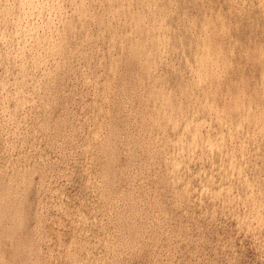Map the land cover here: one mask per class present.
I'll list each match as a JSON object with an SVG mask.
<instances>
[{
	"label": "rangeland",
	"instance_id": "1",
	"mask_svg": "<svg viewBox=\"0 0 264 264\" xmlns=\"http://www.w3.org/2000/svg\"><path fill=\"white\" fill-rule=\"evenodd\" d=\"M50 1L42 0L39 8L31 13H24L25 6L20 3L22 0H0V38H2L0 39V264H264V234H262L264 233V193L262 194L264 189L261 188V185L264 187V100H262L264 99V4L262 0H223L224 5L222 0H214L215 2L213 0H106L108 2H105L104 0V3L103 0ZM112 1L115 2L113 5ZM191 4L192 8H190ZM189 11L194 13L190 14ZM231 15L232 19H230ZM257 15L260 18H257ZM77 20L81 23L76 24ZM5 24L8 27L3 28ZM231 27L234 29L232 30ZM1 28L11 31L6 29V32L5 30L2 32ZM241 28H245V31ZM258 29H262V32ZM175 30L180 37L176 34V38L175 35L173 36ZM67 31L73 37H70ZM187 34L191 38H188ZM172 39L175 43L179 42L178 46H175ZM21 40L23 41L20 42ZM61 43L65 44V47ZM248 45H252L251 48ZM35 47H37L36 51ZM249 49L252 52H249ZM203 52H209L206 62L199 61V56ZM56 56L59 57L56 59ZM232 56L235 58L233 59ZM182 59L185 61L183 62ZM240 66H243V69ZM236 69L239 74H236L238 73ZM254 71L258 72L256 76ZM250 73L254 76H251L252 74L249 76ZM159 80H162L161 83ZM229 80L230 82H227ZM175 81L179 82V86ZM225 82L227 83L224 84ZM181 85L183 89L186 87L184 93L180 88ZM175 88L177 90H174ZM13 89L15 94L12 92ZM221 89L224 91L222 92ZM235 89L238 90L236 91L238 94L233 93ZM178 94L183 97L179 98ZM13 97L14 99L11 100ZM200 97H203L204 102ZM21 100L22 103H19ZM173 104L179 107H177L178 113ZM182 104H186L185 107ZM21 107L24 108L23 111ZM12 108L15 111L10 110ZM148 108L155 110L153 112ZM175 111L176 115L173 114ZM194 113L199 114V119ZM249 123L254 124L253 127ZM198 128L202 132L198 131ZM172 136L175 139L171 138ZM159 140L163 143V147ZM185 140L189 142L185 143ZM167 148H170L169 152ZM160 149L162 152L164 150L163 154H160ZM176 150L178 152H175ZM245 150L248 153L246 155ZM217 152H220L219 157L215 155ZM204 154L208 155V158ZM160 155H163L162 159ZM212 156L215 157L211 158ZM192 169H195V173ZM260 169L261 173L258 176ZM105 174L109 175L108 178ZM201 176H204V179ZM231 178L234 180L232 181ZM220 179H223L224 184ZM240 184L245 189H242ZM200 186L202 187L199 188ZM194 200L198 202L195 201V204ZM257 200L260 201L259 207ZM185 204L187 207L183 208ZM189 207L194 208L189 209ZM97 245L99 247H96ZM76 250H79L77 254ZM88 256L92 257L89 259ZM112 256L120 258L114 259Z\"/></svg>",
	"mask_w": 264,
	"mask_h": 264
},
{
	"label": "bare ground",
	"instance_id": "2",
	"mask_svg": "<svg viewBox=\"0 0 264 264\" xmlns=\"http://www.w3.org/2000/svg\"><path fill=\"white\" fill-rule=\"evenodd\" d=\"M11 1H12V0H11ZM16 1H17V0H16ZM45 1H46V0H45ZM49 1H50V0H49ZM83 1H84V0H83ZM87 1H88V0H87ZM116 1H117V0H116ZM118 1H119V0H118ZM130 1H131V0H130ZM150 1H151V0H150ZM189 1H190V0H189ZM200 1H201V0H200ZM213 1H214V0H213ZM215 1H216V0H215ZM215 1H214V2H215ZM222 1H223V0H222ZM228 1H229V0H228ZM249 1H250V0H249ZM50 2H51V1H50ZM63 2H64V1H63ZM68 2H69V1H68ZM89 2H90V1H89ZM92 2H93V1H92ZM96 2H97V1H96ZM105 2H108V1L105 0ZM109 2H110V1H109ZM138 2H139V1H138ZM218 2H219V1H218ZM243 2H244V1H243ZM243 2H241V3H243ZM254 2H255V1H253V3H254ZM261 2H263V4H264V0H262ZM6 3H7V2H6ZM8 3H9V2H8ZM20 3H23L24 6H25V8L23 9L24 13H31L33 10H36L37 8H39V7L42 5V0H22V2H20ZM46 3H47V2H46ZM66 3H67V2H66ZM66 3H65V4H66ZM73 3H74V2H73ZM75 3H76V1H75ZM75 3H74V5H75ZM93 3H94V2H93ZM103 3H104V0H103ZM103 3H102V4H103ZM114 3H115V2H114ZM114 3H113V1H112V5H113ZM158 3H159V2H158ZM169 3H170V2H169ZM183 3H184V2H183ZM186 3H187V2H186ZM193 3H194V2H193ZM198 3L200 4V2H198ZM205 3H206V1H205ZM216 3H217V2H216ZM219 3H220V2H219ZM54 4H55V1H54ZM65 4H64V5H65ZM94 4H95V3H94ZM108 4H109V3H108ZM145 4H146V3H145ZM145 4H144V5H145ZM173 4H174V2H173ZM175 4H176V3H175ZM234 4H235V3H234ZM15 5H16V4H15ZM66 5H67V4H66ZM69 5H70V3H69ZM79 5H80V4H79ZM97 5H98V3H97ZM104 5H105V4H104ZM162 5H163V4H162ZM187 5H188V4H187ZM201 5H202V4H201ZM205 5H206V4H205ZM212 5H213V3H212ZM216 5H217V4H216ZM223 5H224V1H223ZM223 5H222V6H223ZM242 5H243V4H242ZM242 5H241V6H242ZM244 5H245V4H244ZM1 6H2V5H1ZM6 6H7V5H6ZM9 6H11V5L9 4ZM76 6H77V5H76ZM106 6H107V4H106ZM108 6H109V5H108ZM114 6H115V5H114ZM134 6H135V5H134ZM156 6H157V5H156ZM176 6H177V5H176ZM189 6H190V4H189ZM195 6H197V4H196ZM195 6H194V7H195ZM209 6H210V5H209ZM218 6H219V5H218ZM251 6H252V5H251ZM21 7H22V6H21ZM86 7H87V6H86ZM96 7H98V6H96ZM101 7H102V6H101ZM140 7H141V6H140ZM161 7H162V6H161ZM179 7H180V6H179ZM192 7H193V6H192V4H191V7H190V8H192ZM199 7H200V5H199ZM214 7H215V6H214ZM234 7H235V6H234ZM245 7H246V6H245ZM9 8H11V7H9ZM46 8H47V7H46ZM76 8H77V7H76ZM79 8H80V7H79ZM130 8L132 9V7H130ZM187 8H188V7H187ZM243 8H244V7H243ZM247 8L249 9L250 7H247ZM247 8H246V9H247ZM252 8H254V7H252ZM259 8H260V4H259ZM261 8H262V7H261ZM105 9H106V8H105ZM108 9H109V8H108ZM169 9H170V8H169ZM172 9H173V7H172ZM179 9H180V8H179ZM181 9H182V7H181ZM197 9H198V8H197ZM216 9H217V8H216ZM227 9H228V7H227ZM248 9H247V10H248ZM4 10H5V9H4ZM4 10H3V12H4ZM45 10H46V9H45ZM48 10H49V9H48ZM88 10H89V9H88ZM145 10H146V7H145ZM185 10H186V9H185ZM189 10H191V9H189ZM195 10H196V9H195ZM203 10H204V8H203ZM220 10H222V9H220ZM223 10H224V9H223ZM233 10H234V9H233ZM243 10H244V9H243ZM258 10H259V9H258ZM258 10H257V11H258ZM261 10H262V9H261ZM261 10H260V11H261ZM15 11H16V10H15ZM52 11H53V10H52ZM61 11H62V10H61ZM84 11H85V10H84ZM110 11H111V10H110ZM164 11H165V10H164ZM177 11H178V10H177ZM199 11H200V10H199ZM209 11H210V10H209ZM227 11H228V10H227ZM235 11H236V10H235ZM244 11H245V10H244ZM253 11H254V10H253ZM253 11H251V12H253ZM255 11H256V10H255ZM257 11H256V12H257ZM12 12H13V11H12ZM42 12H43V11H42ZM46 12H47V11H46ZM53 12H54V11H53ZM95 12H96V10H95ZM101 12H102V11H101ZM141 12H142V10H141ZM146 12H148V11H146ZM157 12H158V11H157ZM170 12H171V11H170ZM178 12H180V11H178ZM189 12H190V14H191L193 11H192V12L189 11ZM189 12H188V13H189ZM195 12H196V11H195ZM232 12H233V11H232ZM232 12H231V13H232ZM237 12H238V11H237ZM237 12H236V13H237ZM247 12H248V11H247ZM249 12H250V11H249ZM261 12H262V11H261ZM17 13H18V12H17ZM21 13L23 14V12H21ZM58 13H59V12H58ZM78 13H80V12H78ZM103 13H104V12H103ZM106 13H107V9H106ZM112 13H113V11H112ZM149 13H150V12H149ZM185 13H186V12H185ZM193 13H194V12H193ZM193 13H192V14H193ZM197 13H198V12H197ZM212 13H213V12H212ZM214 13H215V12H214ZM223 13H224V11H223ZM223 13H222V14H223ZM226 13H227V12H226ZM228 13H229V12H228ZM238 13H239V12H238ZM245 13H246V12H245ZM254 13H255V12H254ZM10 14H11V13H10ZM47 14H48V13H47ZM53 14H54V13H53ZM68 14H69V13H68ZM99 14H100V13H99ZM107 14H108V13H107ZM110 14H111V13H110ZM120 14H121V13H120ZM141 14H142V13H141ZM153 14H154V13H153ZM161 14H162V13H161ZM173 14H174V13H173ZM176 14H177V13H176ZM208 14H209V13H208ZM250 14L253 15V13H250ZM259 14H260V13H259ZM259 14H258V15H259ZM2 15H3V14H2ZM24 15H25V14H24ZM43 15H44V13H43ZM51 15H52V14H51ZM71 15H72V14H71ZM74 15H75V14H74ZM86 15H87V14H86ZM115 15H116V14H115ZM135 15H136V14H135ZM166 15H167V14H166ZM187 15H188V14H187ZM199 15H200V14H199ZM213 15H215V14H213ZM233 15H234V14H233ZM248 15H249V14H248ZM258 15H257V16H258ZM261 15H263V14H261ZM47 16H48V15H47ZM65 16H66V15H65ZM81 16H82V14H81ZM99 16H100V15H99ZM121 16H122V15H121ZM148 16H149V15H148ZM156 16H157V15H156ZM174 16H176V15L174 14ZM193 16L195 17V15H193ZM196 16H197V15H196ZM227 16H228V14H227ZM227 16H226V17H227ZM235 16H236V15H235ZM237 16H238V15H237ZM240 16H242V14H241ZM240 16H239V17H240ZM259 16H260V15H259ZM259 16H258L257 18H260ZM25 17H26V16H25ZM35 17H36V16H35ZM43 17H44V16H43ZM76 17H77V16H76ZM189 17H191V15H190ZM224 17H225V16H224ZM250 17H251V16H249V19H251ZM0 18H1V17H0ZM6 18H7V17H6ZM11 18H12V17H11ZM30 18H31V16H30ZM55 18H56V17H55ZM67 18H68V17H67ZM71 18H72V20H73V17H72V16H71ZM84 18H85V17H84ZM101 18L103 19V17H101ZM136 18H138V17H136ZM143 18H144V17H143ZM218 18H219V17H218ZM232 18H233V17H232V15H231L230 19H232ZM252 18H256V17H252ZM263 18H264V17H263ZM8 19H9V17H8ZM13 19H14V18H13ZM15 19H16V18H15ZM22 19H23V17H22ZM75 19H76V18H75ZM80 19H81V18H80ZM86 19H89V18H86ZM104 19H106V18L104 17ZM111 19H112V18H111ZM201 19H202V18H201ZM211 19H212V18H211ZM220 19H221V17H220ZM236 19H237V18H236ZM236 19H235V20H236ZM261 19H262V18H261ZM3 20H4V19H3ZM5 20H6V19H5ZM66 20H67V19H66ZM69 20H70V19H69ZM78 20H79V18H78ZM78 20H77L76 24H77V23H81V21L78 22ZM92 20H93V19H92ZM97 20H98V18H97ZM135 20H136V19H135ZM175 20H176V19H175ZM214 20H215V18H214ZM227 20H228V19H227ZM246 20H247V17H246ZM251 20H252V19H251ZM253 20H254V19H253ZM7 21H8V20H7ZM28 21H29V20H28ZM30 21H31V20H30ZM37 21H38V20H37ZM64 21H65V20H64ZM87 21H88V20H87ZM110 21H111V20H110ZM185 21H187V19H186ZM190 21H191V19L189 20V22H190ZM225 21H226V20H225ZM238 21H239V20H238ZM256 21H257V20H256ZM3 22H5V21H3ZM11 22H12V19H11ZM11 22L9 21L10 24H11ZM19 22H20V21H18V24H19ZM40 22H41V20H40ZM74 22H75V21H74ZM85 22H86V21H85ZM96 22H97V21H96ZM103 22H104V21H103ZM105 22H106V21H105ZM105 22H104V23H105ZM168 22H169V21H168ZM174 22H175V21H174ZM198 22H199V21H198ZM235 22H236V21H235ZM249 22H251V21H249ZM257 22H258V21H257ZM257 22H254V23H256V25H258ZM5 23H6V22H5ZM25 23H26V22H25ZM31 23H32V22H31ZM88 23H89V21H88ZM88 23H87V24H88ZM91 23H92V22H91ZM106 23H107V22H106ZM106 23H105V24H106ZM157 23H158V22H157ZM170 23H171V22H170ZM261 23H262V21H261ZM261 23H260V24H261ZM263 23H264V22H263ZM2 24H3V23H2ZM2 24H1V25H2ZM7 24H8V23H7ZM73 24H75V23H73ZM93 24H94V23H93ZM102 24H103V23H102ZM173 24H174V23H173ZM173 24H172V25H173ZM175 24H176V23H175ZM175 24H174V25H175ZM185 24H186V23H185ZM190 24H191V23H190ZM196 24H197V23H196ZM199 24H200V23H199ZM199 24H198V25H199ZM43 25H44V24H43ZM52 25H53V24H52ZM61 25H62V24H61ZM113 25H114V24H113ZM149 25H150V24H149ZM172 25H171V26H172ZM176 25H177V24H176ZM247 25H248V23H247ZM253 25H254V24H253ZM261 25L263 26V24H261ZM3 26H4V25H3ZM11 26H12V25H11ZM66 26H67V25H66ZM85 26H87V25H85ZM85 26H84V27H85ZM100 26H101V25H100ZM128 26H130V25H128ZM243 26H244V25H243ZM262 26H261V27H262ZM0 27H1V26H0ZM5 27H8V25L6 26V24H5V26H4L3 28H5ZM13 27H14V26H13ZM15 27H16V26H15ZM22 27H23V26H21V28H22ZM44 27H45V25H44ZM84 27H83V28H84ZM101 27H102V26H101ZM173 27H174V26H173ZM187 27H188V26H187ZM193 27H194V26H193ZM234 27H235V26H234ZM248 27L250 28L251 26H248ZM255 27H256V26H255ZM259 27H260V25H259ZM259 27H258V28H259ZM10 28H12V27H10ZM127 28H128V27H127ZM175 28H176V26H175ZM181 28H182V27H181ZM239 28H240V26H239ZM245 28H247V27H245ZM245 28H243V29L241 28V29L244 30ZM6 29H7V28H6ZM6 29H4V30H5V31H4V30H2V28H1L2 32H3V31L6 32ZM29 29H30V28H29ZM39 29H40V28H39ZM61 29H62V28H61ZM61 29H60V30H61ZM113 29H114V28H113ZM122 29H123V28H122ZM124 29H125V28H124ZM124 29H123V30H124ZM128 29H129V28H128ZM137 29H138V28H137ZM162 29H163V27H162ZM176 29H177V28H176ZM182 29H184V28H182ZM182 29H181V31H182ZM231 29H232V27H231ZM233 29H234V28H233ZM233 29H232V30H233ZM253 29L256 30V28H254V27H253ZM259 29H260V28H259ZM259 29H258V30H259ZM262 29H263V28H262ZM262 29H261V30H262ZM7 30H9V29H7ZM32 30H33V29H32ZM48 30H49V29H48ZM54 30H56V29L54 28ZM67 30H68V29H67ZM249 30H250V29H249ZM261 30H259V32H262ZM10 31H11V30H9V32H10ZM30 31H31V30H30ZM68 31H70V30H68ZM68 31H67V32H68ZM118 31H119V30H118ZM165 31H166V30H165ZM172 31H173V29H172ZM184 31H185V30H184ZM192 31H193V30H192ZM226 31H227V30H226ZM230 31H231V30H230ZM234 31H235V30H234ZM238 31H239V29H238ZM244 31H245V30H244ZM251 31H252V30H251ZM12 32H13V31H12ZM56 32H57V31H56ZM67 32H66V33H67ZM111 32H112V30H111ZM144 32H145V30H144ZM170 32H171V31H170ZM175 32H176V33H174V34L172 33L173 36H174L175 34L177 35V30H175ZM178 32H179V31H178ZM196 32H197V31H196ZM235 32H236V31H235ZM240 32H241V31H240ZM7 33H8V31H7ZM13 33H14V32H13ZM26 33H27V32H26ZM54 33H55V31H54ZM54 33H53V34H54ZM62 33H63V35H64V32H62ZM72 33H73V32H72ZM138 33H140V32H138ZM168 33H169V32H168ZM184 33H185V32H184ZM231 33H232V32H231ZM233 33H234V32H233ZM4 34H5V33H4ZM8 34H10V33H8ZM11 34H12V33H11ZM58 34H59V33H58ZM69 34H70V32H68V35H69ZM179 34H180V33H179ZM181 34H182V33H181ZM198 34H199V33H198ZM215 34H216V33H215ZM235 34H236V33H235ZM235 34H234V35H235ZM244 34H246V33H244ZM253 34H258V33H253ZM253 34H252V35H253ZM259 34H260V33H259ZM14 35H15V34H14ZM26 35H27V34H26ZM54 35H55V34H54ZM73 35H74V33H73ZM138 35H139V34H138ZM176 35H175V38H176ZM190 35H191V34H190ZM238 35H240V34H238ZM248 35H249V34H248ZM248 35H247V36H248ZM250 35H251V33H250ZM260 35H261V34H260ZM8 36H9V35H8ZM15 36H16V35H15ZM23 36H24V35H23ZM58 36H59V35H58ZM65 36H67V35H65ZM65 36H64V38H65ZM69 36H70V37H73V36H71V35H69ZM155 36H156V35H155ZM177 36H179V35H177ZM187 36H188V34H187ZM194 36H195V35H194ZM236 36H237V35H236ZM9 37H11V36H9ZM18 37H19V36H18ZM18 37H17V38H18ZM21 37H22V36H21ZM70 37H69V39H70ZM129 37H130V36H129ZM133 37H134V35H133ZM136 37H137V36H136ZM179 37H180V36H179ZM230 37H231V36H230ZM233 37H234V36H233ZM237 37H238V36H237ZM5 38H6V37H5ZM24 38H25V37H24ZM54 38H55V37H54ZM56 38H57V36H56ZM115 38H116V37H115ZM181 38H183L182 35H181ZM186 38H187V37H186ZM188 38H191V37L188 36ZM231 38H232V37H231ZM247 38H249V37H247ZM0 39H2V38H0ZM6 39H7V38H6ZM6 39H5V40H6ZM28 39H30V38L28 37ZM31 39H32V38H31ZM59 39H60V37H59ZM61 39H62V38H61ZM229 39H230V38H229ZM239 39H240V36H239ZM10 40H11V39H10ZM133 40H134V39H133ZM172 40H173L172 42H174V39H172ZM179 40H180V38H179ZM183 40H184V39H183ZM188 40H189V39H188ZM212 40H213V39H212ZM247 40H248V39H247ZM255 40L257 41L258 39H255ZM259 40H260V39H259ZM259 40H258V41H259ZM3 41H4V40H3ZM22 41H23V40H21L20 42H22ZM29 41H30V40H29ZM46 41H47V40H46ZM192 41H194V40H192ZM202 41H203V39H202ZM219 41H220V39H219ZM231 41H232V40H231ZM260 41H261V40H260ZM262 41H263V39H262ZM6 42H7V41H6ZM10 42H12V41H10ZM20 42H19V43H20ZM41 42H42V41H41ZM67 42H68V41H67ZM169 42H171V41H169ZM186 42H187V41H185V43H186ZM227 42H228V41H227ZM13 43H14V42H13ZM15 43H16V42H15ZM32 43H33V42H32ZM59 43H60V42H59ZM145 43H146V42H145ZM148 43H149V42H148ZM159 43H161V42H159ZM174 43H175V42H174ZM178 43H179V42H178ZM178 43H175V44H176L175 46H178V45H177ZM185 43H184V44H185ZM241 43H242V42H241ZM245 43H246V42H245ZM0 44H1V43H0ZM2 44H3V43H2ZM27 44H28V43H27ZM29 44H30V43H29ZM61 44L63 45V43H61ZM130 44H131V43H130ZM172 44H173V43H172ZM242 44H244V43H242ZM248 44H249V42H248ZM253 44H254V43H253ZM3 45H4V44H3ZM31 45H32V44H31ZM64 45H65V44H64ZM64 45H63V46H64ZM68 45H69V44H68ZM180 45H181V44H180ZM180 45H179V47H180ZM186 45L188 46V43H187ZM192 45H193V43H192ZM257 45H258V44H257ZM13 46H15V45H13ZM16 46H17V44H16ZM18 46H19V45H18ZM34 46H35V45H34ZM52 46H53V45H52ZM226 46H227V45H226ZM250 46H252V45H250ZM250 46L248 45V47H250ZM255 46H256V44H255ZM19 47H20V46H19ZM41 47H42V46H41ZM43 47H44V46H43ZM64 47H65V46H64ZM68 47H69V46H68ZM166 47H167V46H166ZM169 47H171V46H169ZM182 47H183V46H182ZM182 47H181V48H182ZM188 47H189V46H188ZM235 47H236V46H235ZM248 47H247V48H248ZM257 47H258V46H257ZM263 47H264V46H263ZM16 48H17V47H16ZM24 48H25V47H24ZM28 48H29V47H28ZM36 48H37V47H35V51H36ZM45 48H46V46H45ZM161 48H162V47H161ZM192 48H193V47H192ZM250 48H251V47H250ZM253 48H254V47H253ZM253 48H252V49H253ZM9 49H10V48H9ZM12 49H13V48H12ZM19 49H21V48H19ZM22 49H23V48H22ZM29 49H30V48H29ZM42 49H44V48H42ZM42 49H41V50H42ZM67 49H68V48H67ZM168 49H169V48H168ZM235 49H236V48H235ZM242 49L244 50L245 48L242 47ZM5 50H6V49H5ZM17 50H18V49H17ZM25 50H26V49H25ZM58 50H59V49H58ZM65 50H66V49H65ZM142 50H143V49H142ZM160 50H161V49H160ZM165 50H166V49H165ZM175 50H176V49H175ZM186 50H187V49H186ZM192 50H193V49H192ZM240 50H241V49H240ZM245 50H246V49H245ZM20 51H21V50H20ZM31 51H32V48H31ZM35 51H34V52H35ZM48 51H49V50H48ZM179 51H181V50H179ZM187 51H188V50H187ZM187 51H186V53H187ZM248 51H249V52H250V51L252 52L251 49H249ZM4 52H5V51H4ZM9 52H10V51L8 50V53H9ZM18 52H19V51H18ZM25 52H26V51H25ZM46 52H47V51H46ZM64 52H65V51H64ZM189 52H190V50H189ZM241 52H242V51H241ZM8 53H7V54H8ZM29 53H30V52H29ZM39 53H40V51H39ZM47 53H48V52H47ZM56 53H57V52H56ZM56 53H55V55H56ZM131 53H132V52H131ZM170 53H171V51H170ZM173 53H174V52H173ZM173 53H172V54H173ZM191 53H192V52H191ZM238 53H239V52H238ZM10 54H11V53H10ZM12 54H13V53H12ZM27 54H28V52H27ZM147 54H148V53H147ZM154 54H155V53H154ZM176 54H177V56H179L178 53H176ZM233 54H234V53H233ZM251 54H252V53H250V55H251ZM255 54H256V53H255ZM4 55H5V53H4ZM31 55H32V54H31ZM39 55H40V54H39ZM57 55H58V53H57ZM168 55H169V54H168ZM194 55H195V54H194ZM194 55H193V56H194ZM236 55H237V54H236ZM244 55H245V52H244ZM250 55H249V58H250ZM5 56H7V55H5ZM14 56H15V55H14ZM26 56L29 57V55H26ZM34 56H35V53H34ZM36 56H37V54H36ZM43 56H44V55H43ZM150 56H151V55H150ZM150 56H149V57H150ZM182 56L184 57V54H183V53H182ZM190 56H191V55H190ZM227 56H228V55H227ZM238 56H240V55H238ZM254 56H255V55H254ZM23 57H24V56H23ZM39 57H42V56H39ZM54 57H55V56H54ZM57 57H59V56H56V59H57ZM60 57H61V56H60ZM146 57H147V56H146ZM153 57H154V56H153ZM168 57H169V56H168ZM208 57H209V52H203V54H201V55L199 56V61H200V62H206V61L208 60ZM236 57H237V56H236ZM244 57H245V56H244ZM18 58H19V57H18ZM20 58H21V57H20ZM24 58H25V57H24ZM48 58H49V57H48ZM150 58H151V57H150ZM169 58H170V57H169ZM192 58H193V57H192ZM232 58H233V56H232ZM234 58H235V57H234ZM234 58H233V59H234ZM247 58H248V57H247ZM21 59H22V58H21ZM28 59H30V58H28ZM35 59H37V58H35ZM136 59H137V58H136ZM176 59L178 60V58H176ZM237 59H238V57H237ZM243 59L246 60V58H242V60H243ZM252 59H253V55H252ZM14 60H16V58H14ZM14 60H13V61H14ZM49 60H50V59H49ZM49 60H48V61H49ZM134 60H135V59H134ZM152 60H154V59H152ZM167 60H168V59H167ZM169 60H170V59H169ZM169 60H168V61H169ZM182 60H183V59H182ZM189 60H191V59H189ZM239 60H240V59H239ZM48 61H47V62H48ZM51 61H52V60H51ZM165 61H166V60H165ZM170 61H171V60H170ZM184 61H185V60H183V62H184ZM213 61H214V60H213ZM219 61H220V60H219ZM232 61H233V60H232ZM234 61H235V60H234ZM260 61H261V60H260ZM18 62H19V61H18ZM20 62H21V61H20ZM32 62H33V61H32ZM163 62H164V61H163ZM249 62H250V61H249ZM257 62H258V61H257ZM22 63H24V61H23ZM38 63H40V62L38 61ZM43 63H44V62H43ZM158 63H159V62H158ZM161 63H162V62H161ZM161 63H160V64H161ZM165 63H166V62H165ZM195 63H196V61H195ZM245 63H246V62H245ZM259 63H260V62H259ZM170 64H171V63H170ZM175 64H176V63H175ZM193 64H194V63H193ZM236 64H237V62H236ZM260 64H261V63H260ZM19 65H20V64H19ZM30 65H31V64H30ZM33 65H34V64H33ZM38 65H39V64H37V66H38ZM41 65H42V64H41ZM248 65H249V64H248ZM250 65H251V63H250ZM37 66H36V67H37ZM43 66H44V65H43ZM139 66H140V65H139ZM182 66H184V65H182ZM251 66H252V65H251ZM257 66L259 67L258 64H257ZM261 66H262V65H261ZM45 67H46V65H45ZM152 67H153V66H152ZM193 67H195V65H193ZM234 67H236V66L234 65ZM240 67H241V66H240ZM242 67H243V66H242ZM242 67H241V68H242ZM246 67H247V66H246ZM249 67H250V66H249ZM254 67H255V66H254ZM37 68H38V67H37ZM46 68H48V67H46ZM169 68H170V67H169ZM184 68H185V66H184ZM236 68H237V67H236ZM244 68H245V67H244ZM250 68H251V67H250ZM252 68H253V67H252ZM260 68H261V67H260ZM39 69H40V67H39ZM139 69H140V68H139ZM242 69H243V68H242ZM248 69H249V68H248ZM253 69L255 70V68H253ZM170 70H171V69H170ZM173 70H174V69H173ZM173 70H172V71H173ZM176 70H177V69H176ZM186 70H187V69H185V71H186ZM245 70H246V69H245ZM245 70H244V71H245ZM260 70H261V69H260ZM260 70H259V71H260ZM42 71H43V70H42ZM178 71H179V70H178ZM211 71H212V70H211ZM229 71H230V70H229ZM231 71H232V70H231ZM236 71H237V69H236ZM249 71H250V70H249ZM43 72H44V71H43ZM153 72H154V71H153ZM188 72H189V71H188ZM237 72H238V71H237ZM252 72H253V71H252ZM40 73H41V72H40ZM47 73H48V72H47ZM139 73H140V72H139ZM156 73H158V72L156 71ZM165 73H166V72H165ZM175 73H178V72H175ZM180 73L183 74V72H180ZM191 73H192V72H191ZM202 73H203V72H202ZM247 73H248V70H247ZM257 73H258V72H257ZM257 73H255V71H254V75H255V76H256ZM144 74H145V73H144ZM153 74H154V73H153ZM188 74H189V73H188ZM192 74H193V73H192ZM197 74H198V72H197ZM222 74H223V73H222ZM231 74H232V73H231ZM236 74H239V72L236 73ZM251 74H252V73H250L249 76H250ZM259 74H260V73H259ZM140 75H141V74H140ZM146 75H147V74H146ZM176 75H177V74H176ZM178 75H179V73H178ZM183 75H184V74H183ZM186 75H187V74H186ZM229 75H230V74H229ZM233 75H234V74H233ZM233 75H232V76H233ZM244 75H245V73H244ZM246 75H247V74H246ZM254 75L252 74L251 76H254ZM21 76H22V74H21ZM143 76H144V75H142V77H143ZM154 76H155V75H154ZM154 76H153V77H154ZM188 76H191V75L189 74ZM237 76H239V75H237ZM134 77H135V76H134ZM138 77H139V75H138ZM165 77H166V74H165ZM180 77H181V76H180ZM235 77H236V76H235ZM245 77H246V76H245ZM257 77H258V76H257ZM261 77H262V76H261ZM182 78H183V77H182ZM191 78H192V76H191ZM208 78H209V77H208ZM232 78H234V77H232ZM236 78H237V77H236ZM248 78H250V77H248ZM22 79H23V78H22ZM137 79H138V78H137ZM139 79H140V78H139ZM152 79H153V78H152ZM156 79H157V78H156ZM250 79L252 80V78H250ZM253 79H254V78H253ZM261 79H262V78H261ZM135 80H136V79H134V81H135ZM147 80H148V79H147ZM177 80H179V79H177ZM225 80H226V79H225ZM241 80H242V78H241ZM245 80L247 81V77H246ZM258 80H259V78H258ZM19 81H20V80H19ZM19 81H18V83H19ZM23 81H24V79H23ZM159 81H160L159 83H161L162 80H159ZM179 81H181V80H179ZM185 81H186V79H185ZM187 81H188V79H187ZM192 81H193V80H192ZM207 81H208V80H207ZM223 81H224V80H223ZM233 81H235V80H233ZM236 81H237V80H236ZM138 82H139V80H138ZM138 82H137V83H138ZM155 82H156V81H155ZM175 82H177V81H175ZM227 82H230V80L227 81ZM227 82H225L224 84H226ZM237 82H238V81H237ZM241 82H242V81H241ZM249 82H251V81H249ZM249 82H248V83H249ZM254 82H255V79H254ZM258 82H259V81H258ZM16 83H17V81H16ZM16 83H15V84H16ZM135 83H136V81H135ZM165 83H166V82H165ZM177 83H178V86H179V82H177ZM177 83H176V85H177ZM198 83H199V82H198ZM259 83H260V82H259ZM19 84L21 85V83H19ZM19 84H18V85H19ZM123 84H124V83H123ZM180 84H181V83H180ZM189 84H190V83H189ZM192 84H193V82H192ZM215 84H216V79H215ZM239 84H240V83H239ZM252 84H253V81H252ZM256 84H257V83H256ZM1 85H2V84H1ZM9 85H10V84H9ZM20 85H19V86H20ZM128 85H129V84H128ZM130 85H131V84H130ZM130 85H129V86H130ZM137 85H138V84H137ZM149 85H150V84H149ZM149 85H148V86H149ZM182 85H184V84H182ZM182 85L180 86L181 89H183V88H182V87H183ZM201 85H202V84H201ZM213 85H214V84H213ZM217 85H218V84H217ZM232 85H234V84H232ZM237 85H238V83H237ZM240 85H241V84H240ZM131 86H132V85H131ZM146 86H147V83H146ZM150 86H151V85H150ZM161 86H162V84H161ZM178 86H176V87L178 88ZM187 86H188V85H187ZM196 86H197V85H196ZM205 86H206V85H205ZM249 86H250V85H249ZM253 86H254V85H253ZM3 87H4V86H3ZM16 87H17V85H16ZM20 87H21V86H20ZM35 87H36V86H35ZM37 87H38V86H37ZM153 87H154V86H153ZM158 87H159V86H158ZM206 87H207V86H206ZM208 87H209V85H208ZM225 87L227 88V86H225ZM232 87H233V86H232ZM242 87H243V86H242ZM244 87L246 88V86H244ZM247 87H248V86H247ZM11 88H12V86H10V89H11ZM32 88H33V87H32ZM123 88H125V87H123ZM151 88H152V86H151ZM166 88H167V86H166ZM166 88H165V89H166ZM171 88H173V87H171ZM185 88H186V87H185ZM185 88L183 89V93H184ZM199 88H200V87H199ZM221 88H222V87H221ZM256 88H257V87H256ZM135 89H136V88H135ZM143 89H144V88H143ZM154 89H155V88H154ZM168 89H169V88H168ZM189 89H190V88H189ZM193 89H194V86H193ZM206 89H207V88H206ZM222 89H223V88H222ZM222 89H221V91H222ZM233 89H234V88H233ZM233 89H232V90H233ZM236 89H237V88H236ZM236 89H235V92L230 91L231 89H230L229 91H230L231 93L233 92V93H235V94H238V93H236V91H238V90H236ZM241 89H242V88H241ZM261 89H262V88H261ZM19 90H21V89H19ZM137 90H139V89H137ZM144 90H145V89H144ZM174 90H177V89L175 88ZM174 90H172V91H174ZM195 90H196V89H195ZM195 90H194V91H195ZM197 90H198V89H197ZM197 90H196V91H197ZM219 90H220V89H219ZM227 90H228V88H227ZM258 90H259V89H258ZM262 90H263V89H262ZM15 91H16V90H15ZM132 91H133V90H132ZM146 91H148V90H146ZM157 91H158V90H157ZM181 91H182V90H181ZM187 91H188V89H187ZM189 91H190V90H189ZM216 91H217V90H216ZM223 91H224V90H223ZM223 91H222V92H223ZM239 91H240V89H239ZM241 91H242V90H241ZM246 91H247V90H246ZM259 91H260V90H259ZM12 92H14V89L12 90ZM175 92H176V91H175ZM190 92H191V91H190ZM199 92H201V91H199ZM202 92L204 93L203 90H202ZM202 92H201V93H202ZM230 92H229V95H230ZM261 92H262V91H261ZM2 93H3V92H2ZM2 93H1V94H2ZM20 93H22V92L20 91ZM20 93H19V94H20ZM24 93H25V92H24ZM134 93H135V92H134ZM142 93H144V92H142ZM155 93H156V92H155ZM194 93H195V92H194ZM197 93H198V92H197ZM217 93H218V92H217ZM243 93H244V91H243ZM248 93H249V92H248ZM258 93L260 94V92H258ZM6 94H7V93H6ZM14 94H15V92H14ZM16 94H17V96H18V92H16ZM145 94H146V93H145ZM158 94H159V93H158ZM171 94H172V93H171ZM186 94H187V92H186ZM199 94H200V93H199ZM199 94H198V95H199ZM224 94H225V92H224ZM226 94H228V93H226ZM20 95H21V94H20ZM25 95H26V94H25ZM155 95H156V94H155ZM160 95H161V94H160ZM173 95H174V94H173ZM176 95H177V94H176ZM252 95H253V94H252ZM22 96H23V94H22ZM152 96H153V95H152ZM158 96H159V95H158ZM174 96H175V95H174ZM174 96H172V97H174ZM178 96H179V94H178ZM192 96H193V95H192ZM200 96H201V95H200ZM222 96H224V95H222ZM226 96H227V95H226ZM1 97H3V96H1ZM20 97H21V96H19V98H20ZM107 97H108V96H107ZM175 97H176V96H175ZM182 97H183V96H182ZM182 97L179 96V98H182ZM190 97H191V96H190ZM216 97H219V96H216ZM216 97H215V99H218V98H216ZM231 97H232V96H231ZM234 97L236 98L235 95H234ZM9 98H10V97H9ZM184 98H185V99H188L189 97H188V98L184 97ZM200 98H201L200 100H203V99H202L203 97H200ZM226 98H227V97H225V99H226ZM232 98H233V97H232ZM13 99H14V97H13L11 100H13ZM21 99H22V98H21ZM26 99H27V98H26ZM150 99H151V98H150ZM150 99H149V101H151ZM161 99H162V98H161ZM211 99L213 100V98H210V100H211ZM215 99H214V100H215ZM220 99H221V98H220ZM223 99H224V98H223ZM223 99H221V100H223ZM227 99H228V98H227ZM252 99H253V98H252ZM259 99H260V98H259ZM106 100H107V98H106ZM152 100H153V99H152ZM176 100H177V99H176ZM176 100H175V101H176ZM191 100H192V99H191ZM196 100H198V99H196ZM208 100H209V99H208ZM221 100H220V101H221ZM238 100H239V99H238ZM247 100H248V99H247ZM247 100H246V101H247ZM262 100H264V99H262ZM25 101H26V100H25ZM25 101H24V102H25ZM103 101H104V100H103ZM159 101H160V100H159ZM172 101H173V103H174V99H173ZM183 101H184V99H183ZM188 101H189V100H188ZM192 101H193V100H192ZM216 101H217V100H216ZM227 101H228V100H227ZM231 101H232V99L230 100V102H231ZM256 101H258V100H256ZM260 101H261V100H260ZM14 102H15V101H14ZM145 102H147V101H145ZM167 102H168V101H167ZM176 102H179V101H176ZM176 102H175V103H176ZM190 102H191V101H190ZM198 102H199V100H198ZM203 102H204V100H203ZM218 102H219V101H218ZM223 102H224V101H222L221 104H223ZM233 102H234V100H233ZM2 103H3V101H2ZM19 103H22V100H21ZM156 103H157V101H156ZM183 103H185V102H183ZM187 103H188V102H187ZM227 103H228V102H227ZM241 103H242V101H241ZM217 104H218V103H217ZM247 104H248V102H247ZM8 105H9V104H8ZM183 105H184V104H182V106H183ZM185 105H186V104H185ZM185 105H184V107H185ZM190 105H191V107L193 106L192 103H190ZM206 105H207V104H206ZM219 105H220V104H219ZM228 105H229V103H228ZM233 105L236 106V104H233ZM260 105H261V104H260ZM263 105H264V104H263ZM12 106H13V105H12ZM148 106H149V105H148ZM173 106H174V104H173ZM180 106H181V105H180ZM187 106H188V105H187ZM214 106H215V105H214ZM220 106H221V105H220ZM220 106H219V107H220ZM225 106H226V105L224 104V108H225ZM249 106H250V105H249ZM157 107H158V106H157ZM160 107H161V106H160ZM174 107L177 108L178 106H174ZM184 107H182V109H184ZM195 107H196V104H195ZM219 107H218V108H219ZM221 107H222V106H221ZM221 107H220V108H221ZM227 107H228V106H227ZM232 107H233V106H232ZM253 107H254V105H253ZM22 108H23V107H21V110H22ZM178 108H179V107H178ZM178 108H177V113H178ZM180 108H181V107H180ZM188 108H189V106H188ZM198 108H200V107L198 106ZM243 108H244V107H243ZM261 108H262V107H261ZM23 109H24V108H23ZM148 109H151V108H148ZM182 109H181V110H182ZM200 109H201V108H200ZM208 109H209V108H208ZM246 109H247V107H246ZM7 110H8V109H7ZM10 110H14V109L12 108V109H10ZM17 110H19V109H17ZM153 110H155V109H151V111H153ZM166 110H167V108H166ZM168 110H169V109H168ZM172 110H173V108H172ZM174 110H175V108H174ZM225 110H227V108H226ZM238 110H239V109H238ZM8 111H9V110H8ZM14 111H15V110H14ZM22 111H23V110H22ZM151 111H150V112H151ZM188 111L190 112V110H187V112H188ZM205 111H206V110H205ZM4 112H6V111H4ZM16 112H17V111H16ZM24 112H25V111H24ZM24 112H23V113H24ZM153 112H154V111H153ZM162 112H163V110H162ZM167 112H168V111H167ZM170 112H171V110H170ZM180 112H181V111H180ZM182 112H183V111H182ZM212 112H213V111H212ZM234 112H235V111H234ZM245 112H246V111H245ZM255 112H256V111H255ZM14 113H15V112H14ZM17 113H19V112H17ZM172 113H173V112H172ZM190 113H191V112H190ZM190 113H189V115H190ZM202 113H203V111H202ZM204 113H205V112H204ZM219 113H220V112H219ZM229 113H230V111H229ZM241 113H242V111H241ZM1 114H2V112H1ZM173 114L176 115V111H175ZM173 114H172V115H173ZM184 114H185V113H184ZM195 114H196V113H194V116H195ZM207 114H208V113H207ZM223 114H224V113H223ZM234 114H236V112H235ZM237 114L239 115L238 111H237ZM242 114H243V113H242ZM6 115H7V114H6ZM145 115H146V113H145ZM151 115H152V114H151ZM157 115H158V114H157ZM161 115H162V114H161ZM186 115H187V114H186ZM191 115H192V114H191ZM196 115H198V119H199V114H196ZM213 115H214V114H213ZM224 115H225V114H224ZM254 115H255V113H254ZM258 115H259V114H258ZM11 116H12V115H11ZM181 116H182V115H181ZM200 116H201V115H200ZM205 116H206V115H205ZM231 116H232V114H231ZM231 116H229V117H231ZM241 116H242V115H241ZM245 116H246V115H245ZM5 117H6V116H5ZM150 117H151V116H150ZM159 117H160V116H159ZM183 117H184V116H183ZM189 117H190V116H189ZM227 117H228V116H227ZM233 117H234V116H233ZM18 118H20V117H18ZM144 118H145V117H144ZM193 118H194V117H193ZM207 118H208V115H207ZM213 118H214V117H213ZM235 118H236V116H235ZM15 119H16V117H15ZM148 119H149V118H148ZM156 119H157V118H156ZM161 119H162V116H161ZM179 119H180V117H179V115H178V120H179ZM195 119H196V118H195ZM198 119H197V120H198ZM217 119H218V118H217ZM222 119H223V118H222ZM233 119H234V118H233ZM242 119H243V118H242ZM254 119H255V117H254ZM254 119H253V120H254ZM157 120H158V119H157ZM158 121H159V120H158ZM160 121H161V120H160ZM167 121H168V120H167ZM203 121H204V120H203ZM233 121H234V120H233ZM254 121H255V120H254ZM261 121H262V120H261ZM147 122H148V121H147ZM246 122H247V121H246ZM256 122H257V120H256ZM161 123H162V122H161ZM169 123H171V122H169ZM181 123H182V122H181ZM203 123H204V122H203ZM211 123H212V120H211ZM227 123H228V122H227ZM153 124H155V123L153 122ZM156 124H157V123H156ZM156 124H155V125H156ZM183 124H184V123H183ZM187 124H188V123H187ZM190 124H191V123H190ZM219 124H220V123H219ZM249 124H250V123H249ZM155 125H154V127H155ZM246 125H247V124H246ZM250 125H252V123H251ZM250 125H249V127H250ZM253 125H254V124H253ZM253 125H252V127H253ZM255 125H256V124H255ZM9 127H10V125H9ZM157 127H159L158 124H157ZM157 127H155V128L157 129ZM174 127H175V125H174ZM182 127H183V125H182ZM182 127H181V128H182ZM190 127H191V125H190ZM198 127H199V125H198ZM213 127H214V125H213ZM216 127H217V129H218V125H216ZM226 127H227V125H226ZM231 127H232V125H231ZM244 127H245V125H244ZM244 127H243V129H244ZM1 128H2V127H1ZM11 128H12V127H11ZM170 128H172V125H171ZM175 128H176V127H175ZM178 128H179V127H178ZM181 128H180V129H181ZM204 128H205V127H204ZM206 128H207V127H206ZM2 129H3V128H2ZM13 129H14V128H13ZM153 129H154V128H153ZM156 129H155V130H156ZM186 129H187V128H186ZM191 129H192V127H191ZM191 129H190V130H191ZM198 129H199V128H198ZM219 129H220V127H219ZM222 129H223V127H222ZM232 129H233V128H232ZM234 129H235V128H234ZM245 129H246V128H245ZM11 130H12V129H11ZM161 130H162V129H160V131H161ZM181 130H182V129H181ZM206 130H207V129H206ZM226 130H227V129H226ZM238 130H239V129H238ZM259 130H260V129H259ZM3 131H4V130H3ZM158 131H159V130H158ZM188 131H189V129H188ZM195 131H196V128H195ZM198 131H200V129H199ZM224 131H225V130H224ZM261 131H262V129H261ZM11 132H12V131H11ZM11 132H10V133H11ZM165 132H166V131H165ZM168 132H169V130H168ZM173 132H174V131H173ZM179 132H180V131H179ZM184 132L186 133V131H184ZM192 132H193V131H192ZM200 132H202V131H200ZM210 132H212V131H210ZM225 132H227V131H225ZM259 132H260V131H259ZM161 133H163V132H161ZM187 133H188V132H187ZM197 133H198V132H197ZM203 133H204V132H203ZM214 133H215V132H214ZM261 133H262V132H261ZM5 134H6V133H5ZM11 134H12V133H11ZM173 134H174V133H173ZM176 134H177V130H176ZM152 135H153V133H152ZM155 135H156V134H155ZM160 135H161V134H160ZM184 135H185V134H184ZM212 135H213V134H212ZM215 135H216V134H215ZM218 135H219V134H218ZM240 135H241V134H240ZM245 135H246V134H245ZM261 135H262V134H261ZM158 136H159V135H158ZM155 137H157V136H155ZM161 137H163V136L161 135ZM168 137H169V136H168ZM195 137H196V136H195ZM216 137H217V136H216ZM229 137H230V136H229ZM171 138H173V136H172ZM176 138H177V136H176ZM183 138H185V137H183ZM186 138H187V134H186ZM190 138H192V137H190ZM203 138H204V137H203ZM222 138H223V136H222ZM255 138H256V137H255ZM149 139H150V136H149ZM163 139H166V138L163 137ZM173 139H175V138H173ZM195 139H196V138H195ZM205 139H206V138H205ZM224 139H225V138H224ZM227 139H228V138H227ZM236 139H237V137H236ZM236 139H235V140H236ZM249 139H250V138H249ZM262 139H263V138H262ZM197 140H198V139H197ZM232 140H233V139H232ZM237 140H238V139H237ZM237 140H236V142H237ZM154 141H155V140H154ZM159 141H160V140H159ZM161 141H163V140L161 139ZM161 141H160V142H161ZM164 141H165V140H164ZM178 141H179V140H178ZM187 141H188V140H187ZM187 141L185 140V143H187ZM195 141H196V140H195ZM198 141H199V140H198ZM221 141H222V140H221ZM229 141H230V139H229ZM229 141H228V142H229ZM233 141H234V140H233ZM246 141H247V140H246ZM263 141H264V139H263ZM152 142H153V139H152ZM188 142H189V141H188ZM202 142H203V143H202V144H203L202 146H204V141H202ZM241 142H242V141H241ZM251 142H252V141H251ZM259 142H261V140H260ZM259 142H258V143H259ZM156 143H157V142H156ZM158 143H159V142H158ZM165 143H166V141H165ZM169 143H170V142H169ZM200 143H201V142H200ZM226 143H227V141H226ZM234 143H235V142H234ZM246 143H247V142H246ZM258 143H257V144H258ZM262 143H263V142H262ZM161 144H162V147H163V143H162V142H161ZM167 144H168V143H167ZM167 144H166V145H167ZM172 144H173V143H172ZM193 144H194V143H193ZM193 144H191V145L193 146ZM195 144H196V142H195ZM195 144H194V145H195ZM224 144H225V143H224ZM232 144H233V143H232ZM248 144H249V143H248ZM255 144H256V142H255ZM255 144H254V145H255ZM157 145H158V144H157ZM157 145H155V146H157ZM183 145H184V144H183ZM215 145H216V144H215ZM241 145H242V143H241ZM260 145H261V143H260ZM169 146H170V145H169ZM179 146L181 147V145H179ZM238 146H239V145H238ZM250 146H251V145H249V147H250ZM100 147H101V146H100ZM152 147H153V146H152ZM171 147H172V146H171ZM176 147H177V146H176ZM180 147H179V149H180ZM186 147H187V146L185 145V151H186ZM194 147H195V146H194ZM215 147H216V146H215ZM223 147H224V146H223ZM226 147H228V145H227ZM245 147H246V145H245ZM261 147H262V146H261ZM261 147H260V148H261ZM164 148H165V145H164ZM190 148H191V147H190ZM246 148H247V147H246ZM254 148H255V146H254ZM254 148H252V150H253ZM152 149H153V148H152ZM169 149H170V148H169ZM169 149L167 148V151H168V152H169ZM183 149H184V147H183ZM249 149H250V148H249ZM249 149H248V151H249ZM156 150H157V149H155V151H156ZM187 150H188V148H187ZM200 150H201V149H200ZM203 150H204V149H203ZM203 150H202V151H203ZM222 150H223V149H222ZM227 150H228V148H227ZM263 150H264V149H263ZM160 151H161V149H160ZM167 151H166V152H167ZM210 151H211V149H210ZM210 151H209V153H211ZM217 151H218V150H217ZM225 151H226V150H225ZM241 151H242V150H241ZM253 151H254V150H253ZM151 152H152V150H151ZM157 152H158V151H157ZM157 152H156V153H157ZM161 152H162V151H161ZM161 152H160V154H163L164 150H163L162 153H161ZM175 152H178V151L176 150ZM198 152H199V150H198ZM256 152H257V151H256ZM153 153H154V151H153ZM172 153H173V152H172ZM200 153H201V152H200ZM212 153H214V152H212ZM219 153H220V152H217V153H215V155H216V154L218 155ZM222 153H223V152H222ZM227 153H228V151H227ZM229 153H230V152H229ZM246 153H247V152H246V150H245V155H246ZM263 153H264V152H263ZM263 153H262V154H263ZM174 154H175V153H174ZM179 154H180V152H179ZM206 154H207V153H206ZM238 154H239V152H238ZM247 154H248V153H247ZM250 154H251V153H249V155H250ZM252 154H254V153H252ZM260 154H261V153H260ZM153 155H154V154H153ZM185 155H188V154H185ZM201 155H202V153H201ZM204 155H205V154H204ZM204 155H203V156H204ZM224 155H225V154H224ZM236 155H237V153H236ZM157 156H158V155H157ZM162 156H163V155H162ZM162 156L160 155L161 159L163 158ZM165 156H166V153H165ZM219 156H220V155H218V157H219ZM261 156H262V155H261ZM168 157H169V156H168ZM205 157L208 158V155H207V156L205 155ZM209 157H210V156H209ZM214 157H215V156H214ZM214 157L212 156L211 158H214ZM237 157H238V156H237ZM164 158H165V157H164ZM170 158H171V157H169V159H170ZM182 158H183V156H182ZM185 158H186V157H185ZM216 158H217V157H216ZM216 158H215V159H216ZM221 158H222V156H221ZM244 158H246V157H244ZM251 158H252V157H251ZM194 159H195V158H194ZM223 159H224V158H223ZM223 159H221V160H223ZM225 159H227V157H226ZM253 159H254V157H253ZM253 159H252V161H253ZM257 159H259V157H257ZM100 160H101V159H100ZM171 160H172V158H171ZM203 160L205 161V159H203ZM209 160H210V159H209ZM260 160H261V158H260ZM260 160H258V161H260ZM183 161H184V160H183ZM201 161H202V159H201ZM216 161H218V160H216ZM219 161H220V159H219ZM225 161H226V160H225ZM228 161H229V160H228ZM234 161H235V160H234ZM249 161H250V159H249ZM262 161H263V158H262ZM104 162H105V161H104ZM104 162H103V163H104ZM161 162H162V160H161ZM187 162L189 163V161H187ZM190 162H191V161H190ZM226 162H227V161H226ZM229 162H230V161H229ZM241 162H242V161H241ZM246 162H248V161H246ZM106 163H108V161H107ZM167 163H168V162H167ZM194 163H195V162H194ZM209 163H210V162H209ZM214 163H215V162H214ZM221 163H222V162H221ZM242 163H243V162H242ZM248 163H249V162H248ZM101 164H102V163H101ZM172 164H173V163H172ZM195 164H196V163H195ZM205 164H206V163H205ZM216 164H217V163H216ZM236 164H237V163H236ZM260 164H261V161H260ZM164 165H165V164H164ZM191 165H192V163H191ZM210 165H211V164H210ZM249 165H251V164H249ZM256 165H257V161H256ZM168 166H170V165H168ZM168 166H167V167H168ZM172 166H173V165H172ZM198 166H199V165H198ZM201 166H202V165H201ZM221 166H222V165H221ZM246 166H247V165H246ZM246 166H245V167H246ZM254 166H255V165H253V167H254ZM202 167H203V166H202ZM215 167H216V166H215ZM218 167H219V166H218ZM227 167H228V166H227ZM163 168H164V167H163ZM169 168H170V167H169ZM182 168H183V167H182ZM206 168H207V167H206ZM206 168H205V169H206ZM210 168L212 169V166H211ZM258 168H260V167H258ZM177 169H178V168H177ZM177 169H176V170H177ZM184 169H186V167H185ZM201 169H202V168H201ZM214 169H215V168H214ZM228 169H229V168H228ZM263 169H264V167H263ZM161 170H162V169H161ZM192 170H193V169H192ZM194 170H195V169H194ZM194 170H193L192 172L195 173ZM196 170H197V169H196ZM236 170H237V169H236ZM242 170H243V169H242ZM246 170H247V169H246ZM250 170H251V168H250ZM250 170H249V172H251ZM213 171H214V170H213ZM213 171H212V172H213ZM223 171H224V169H223ZM230 171H231V170H230ZM259 171H260V172H259ZM259 171H258V174H259L258 176H260L261 169H260ZM174 172H175V171H174ZM185 172H186V171H185ZM192 172H191V173H192ZM209 172H210V169H209ZM238 172H239V171H238ZM183 173H184V171H183ZM189 173H190V172H189ZM214 173H215V172H214ZM214 173H213V174H214ZM217 173H218V172H217ZM217 173H216V174H217ZM220 173H222V171H221ZM244 173H245V172H244ZM263 173H264V172H263ZM102 174H104V172H103ZM174 174H176V172H175ZM187 174H188V173H187ZM218 174H219V173H218ZM218 174H217V176H218ZM224 174H225V172H224ZM236 174H237V172H236ZM249 174H250V173H249ZM105 175H107V174H105ZM165 175H167V174L165 173ZM178 175H179V174H178ZM185 175H186V174H185ZM244 175H245V174H244ZM100 176H101V175H100ZM108 176H109V175H107V178H108ZM189 176H190V175H189ZM191 176H192V175H191ZM207 176H208V174H207ZM217 176H215V177H217ZM222 176H223V175H222ZM234 176H235V175H234ZM256 176H257V175H256ZM261 176H262V175H261ZM169 177H170V176H169ZM193 177H194V176H193ZM202 177H203V179H204V176H201V178H202ZM218 177H219V176H218ZM230 177H231V176H230ZM235 177H236V176H235ZM249 177H250V175H249ZM249 177H248V179H249ZM103 178H105V176H103ZM171 178H172V177H171ZM182 178H183V177H182ZM196 178H197V176H196ZM221 178H223V177H221ZM226 178H227V176H226ZM238 178H239V176H238ZM251 178H252V177H251ZM257 178H258V177H257ZM257 178H256V180H258ZM100 179H101V178H100ZM105 179H106V178H105ZM167 179H169V178L167 177ZM174 179H175V178H174ZM203 179H202V180H203ZM210 179H211V177H210ZM210 179H209V180H210ZM231 179H232V178H231ZM240 179H241V178H240ZM252 179H253V181H254V176H253ZM252 179H251V180H252ZM107 180H108V179H107ZM216 180H217V179H215V181H216ZM218 180H219V179H218ZM220 180H221V179H220ZM222 180H223V179H222ZM222 180H221V181H222ZM233 180H234V179H232V181H233ZM235 180H236V178H235ZM243 180H244V179H243ZM251 180H250V181H251ZM262 180H263V179H262ZM20 181H21V180H20ZM103 181H104V180H103ZM161 181H162V179H161ZM166 181H167V180H166ZM169 181H170V180H169ZM195 181H197V180H195ZM225 181H227V180L225 179ZM241 181H242V180H241ZM263 181H264V180H263ZM263 181H262V182H263ZM14 182H15V181H14ZM18 182H19V180H18ZM18 182H17V183H18ZM106 182H107V181H106ZM106 182H105V183H106ZM108 182H110V181H108ZM162 182H163V181H162ZM170 182H171V181H170ZM182 182H183V181H182ZM213 182H214V180H213ZM238 182H239V181H238ZM243 182H244V181H243ZM243 182H242V183H243ZM255 182H256V181H255ZM259 182H260V180H259ZM259 182H258V184H259ZM198 183H199V182H198ZM204 183H205V182H204ZM206 183H207V182H206ZM209 183H210V182H209ZM219 183H220V181H219ZM222 183H223V181H222ZM260 183H261V182H260ZM18 184H21V183H18ZM107 184H108V183H107ZM170 184H171V183H170ZM223 184H224V183H223ZM223 184H221V185H223ZM235 184H236V183H234V185H235ZM244 184H247V183H244ZM253 184H254V183H253ZM22 185H23V184H22ZM162 185H163V184H162ZM168 185H169V184H168V181H167V186H168ZM171 185H172V184H171ZM178 185H180V183H179ZM200 185H202V184L200 183ZM212 185H213V183H212ZM217 185H218V184H217ZM217 185H216V186H217ZM232 185H233V183H232ZM240 185H241V184H240ZM250 185H251V184H250ZM256 185H257V184H256ZM192 186H193V185H192ZM195 186H197V184H196ZM213 186H214V185H213ZM216 186H215V187H216ZM241 186H242V185H241ZM246 186H247V185H246ZM253 186H254V185H253ZM257 186H260V185H257ZM257 186H256V188H257ZM15 187H16V186H15ZM18 187H19V186H18ZM164 187H165V186H164ZM170 187H172V186H170ZM174 187H176V184H175ZM177 187H178V186H177ZM201 187H202V186H200L199 188H201ZM228 187H229V186H228ZM232 187H233V186H232ZM239 187H240V186H239ZM168 188H169V186H168ZM178 188H179V187H178ZM182 188H183V187H182ZM182 188H181V189H182ZM194 188H195V187H194ZM240 188H241V187H240ZM243 188H244V187L242 186V189H243ZM261 188L264 189V187H263L262 185H261ZM104 189H105V188H104ZM170 189H172V188H170ZM176 189H177V188H176ZM208 189H209V188H208ZM224 189H225V188H224ZM233 189L235 190V188H233ZM244 189H245V188H244ZM249 189H250V188H249ZM249 189H248V191H249ZM164 190H165V189H164ZM198 190H199V189H198ZM198 190H197V191H198ZM204 190H205V189H204ZM217 190H218V189H217ZM238 190H239V189H238ZM253 190H254V188H253ZM174 191H175V190H174ZM177 191H178V190H177ZM180 191H181V190H180ZM197 191H196V192H197ZM205 191H206V190H205ZM208 191H209V190H208ZM245 191L247 192V190H245ZM162 192H163V189H162ZM167 192H168V191H167ZM209 192H210V191H209ZM209 192H207V193L209 194ZM226 192H227V190H226ZM229 192H230V191H229ZM232 192H233V191H232ZM236 192H237V190H236ZM239 192H240V191H239ZM242 192H243V190H242ZM257 192H258V191H257ZM193 193H194V192H193ZM223 193H225V191H224ZM230 193H231V192H230ZM244 193H245V192H244ZM247 193H248V192H247ZM251 193H252V190H251ZM253 193H255V192H253ZM263 193H264V192H262V194H263ZM165 194H167V193H165ZM169 194H170V192H169ZM183 194H184V193H183ZM194 194H195V193H194ZM216 194H217V193H216ZM216 194H215V196H216ZM221 194H222V192H221ZM226 194H228V193H226ZM226 194H225V195H226ZM232 194H233V193H232ZM238 194H240V193H238ZM260 194H261V192H260ZM235 195H236V194H235ZM240 195H241V194H240ZM255 195H256V194H255ZM170 196H171V194H170ZM173 196H174V194H173ZM180 196H181V194H180ZM185 196H186V195H185ZM209 196H210V195H209ZM223 196H224V195H223ZM226 196H227V195H226ZM233 196H234V195H233ZM236 196H237V195H236ZM236 196H235V197H236ZM244 196H245V195H244ZM252 196H253V194H252ZM165 197H166V196H165ZM204 197H205V196H204ZM218 197H219V196H218ZM261 197H263V196H261ZM169 198H170V197H169ZM171 198L173 199V197H171ZM185 198H186V197H185ZM190 198H191V195H190ZM202 198H203V197H202ZM208 198H209V197H208ZM223 198H224V197H223ZM225 198H226V197H225ZM231 198H232V197H231ZM231 198H230V199H231ZM236 198H237V197H236ZM249 198H250V197H249ZM251 198H252V197H251ZM255 198H256V196H255ZM255 198H254V199H255ZM161 199H162V197H161ZM175 199H176V196H175ZM215 199H216V200H219V198H218V199L215 198ZM228 199H229V198H228ZM245 199H247V198H245ZM256 199H257V198H256ZM157 200H158V199H157ZM173 200H174V199H173ZM177 200H178V197H177ZM187 200H188V197H187ZM159 201H160V200H159ZM164 201H165V200H164ZM167 201H168V200H167ZM169 201H170V200H169ZM178 201L180 202V200H178ZM195 201H197V200H194V203H195ZM211 201H212V200H211ZM224 201H225V199H224ZM227 201H228V200H227ZM246 201H247V200H246ZM248 201H249V199H248ZM254 201H255V200H254ZM258 201H259V200H257V202H258ZM157 202H158V201H157ZM170 202H171V201H170ZM179 202H177V203H179ZM182 202H183V201H182ZM184 202H185V199H184ZM197 202H198V201H197ZM215 202H216V201H215ZM218 202H219V201H218ZM221 202H222V201L220 200V204H221ZM231 202H232V201H231ZM262 202H263V201H262ZM159 203H160V202H159ZM172 203H173V202H172ZM185 203L187 204V202H185ZM212 203H213V201H212ZM240 203H241V202H240ZM263 203H264V202H263ZM186 204H185L184 206H183V205H181V206H183V208H184V207L186 206ZM195 204H196V203H195ZM199 204H200V202L198 203V205H199ZM232 204H233V203H232ZM259 204H260V201H259V203L257 204L258 207H259ZM163 205H164V203H163ZM188 205L190 206V201H189V204H188ZM193 205H194V204H193ZM216 205H217V204H216ZM226 205H228V203H227ZM241 205H242V204H241ZM171 206H172V205H171ZM173 206H174V205H173ZM173 206H172V207H173ZM195 206H196V205H195ZM231 206H233V205H231ZM231 206H230V207H231ZM234 206H235V205H234ZM174 207H176V205H175ZM186 207H187V206H186ZM191 207H192V206H191ZM212 207H213V205H212ZM220 207H221V206H220ZM223 207H224V206H223ZM230 207H229V210H231ZM240 207H241V206H240ZM244 207H245V206H244ZM254 207H255V206H254ZM193 208H194V207H193ZM193 208H190V207H189V209H193ZM235 208H236V207H235ZM237 208H238V207H237ZM181 209H182V208H181ZM213 209H214V207H213ZM239 209H240V208H239ZM259 209H261V208H259ZM262 209H263V208H262ZM186 210H187V209H186ZM240 210L242 211V209H240ZM255 210H256V209H255ZM77 211H78V210H77ZM77 211H76V213H78ZM227 211H228V210H227ZM231 211H232V210H231ZM242 212H243V211H242ZM253 212H254V211H253ZM92 213H93V212H92ZM247 213H248V212H247ZM262 213H263V212H262ZM70 214H71V213H70ZM249 214H250V213H249ZM241 215H242V214H241ZM263 217H264V216H263ZM88 218H89V217H88ZM96 218H97V217H96ZM254 218H255V217H254ZM248 219H249V218H248ZM76 220H77V219H76ZM87 220H88V219H87ZM92 222H93V221H92ZM236 222H237V221H236ZM243 222H244V221H243ZM254 222H255V220H254ZM74 223H75V222H74ZM98 223H99V222H98ZM5 225H6V224H5ZM88 225H89V224H88ZM90 225H92V224L90 223ZM243 225H244V224H243ZM80 226H82V224H80ZM83 226H84V225H83ZM3 227H4V225H3ZM78 227H79V226H78ZM89 227H90V226H89ZM243 227H244V226H243ZM245 227H246V226H245ZM0 228H1V225H0ZM76 228H77V227H76ZM91 230H92V228H91ZM6 231H7V230H6ZM84 232H85V231H84ZM92 232H93V231H92ZM92 232H91V233H92ZM256 232H257V231H256ZM258 232H260V230H258ZM82 233H83V232H82ZM262 234H264V233H262ZM82 235H83V234H82ZM91 236H92V235H91ZM85 237H86V236H85ZM85 237H82V238L85 239ZM77 238H78V236H77ZM93 238H94V237H93ZM95 238H97V237H95ZM105 238H107V237H105ZM87 239H88V238H87ZM102 239H103V238H102ZM81 240H82V239H81ZM89 240H90V238H89ZM94 240H95V239H94ZM85 241H87V240L85 239ZM103 241H104V240H103ZM80 242H81V241H80ZM75 243H76V242H75ZM75 243H74V244H75ZM100 243H101L100 245H102V242H100ZM107 243H108V241H107ZM114 243H115V242H114ZM82 244H83V243H82ZM84 244H85V243H84ZM98 244H99V243H98ZM104 244H105V243H104ZM104 244H103V247H104ZM116 245H117V244H116ZM87 246H89V245H87ZM92 246H93V245H92ZM89 247H90V246H89ZM96 247H99V246L97 245ZM100 247H101V246H100ZM105 247H108V246H105ZM112 247H113V246H112ZM114 247H115V246H114ZM83 248H84V247H83ZM109 248H110V247H109ZM116 248H117V246H116ZM30 249H31V248H30ZM103 249H104V248H103ZM119 249H120V248H119ZM72 250H73V249H72ZM72 250H71V251H72ZM82 250H83V249H82ZM105 250H106V249H105ZM116 250H117V249H115V251H116ZM121 250H122V249H121ZM76 251H77V250H76ZM78 251H79V250H78ZM78 251L76 252V254L78 253ZM93 251H94V250H93ZM73 252H74V250H73ZM73 252H72V253H73ZM85 252H86V251H85ZM96 252H97V251H96ZM105 252H106V251H104V253H105ZM110 252H111V251H110ZM80 253H81V251H80ZM90 253H91V251L89 252V255H90ZM111 254H112V253H111ZM118 254H119V252H118ZM108 255H109V254H108ZM93 256H94V255H93ZM98 256H99V255H98ZM118 256H119V255H118ZM69 257H71V256H69ZM83 257H84V256H83ZM90 257H92V256H88L89 259H90ZM94 257H95V256H94ZM105 257H106V256H105ZM112 257H113V256H112ZM112 257H111V258H112ZM98 258H99V257H98ZM113 258H114V257H113ZM113 258H112V259H113ZM116 258H118V257H116ZM116 258H114V259H116ZM119 258H120V257H119ZM119 258H118V259H119ZM75 259H76V257H75ZM114 259H113V260H114ZM76 260H77V259H76ZM93 260H94V258H93ZM81 261H82V259H81ZM74 262H75V261H74ZM82 262H83V261H82ZM98 262H99V261H98ZM100 262H101V261H100ZM79 263H80V262H79ZM84 263H85V260H84ZM89 263H90V261H89ZM110 263H111V261H110ZM74 264H75V263H74Z\"/></svg>",
	"mask_w": 264,
	"mask_h": 264
}]
</instances>
